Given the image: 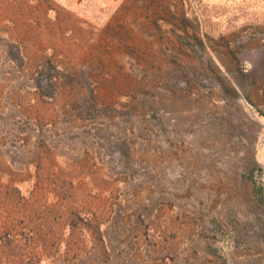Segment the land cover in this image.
I'll return each mask as SVG.
<instances>
[{
    "label": "rangeland",
    "instance_id": "obj_1",
    "mask_svg": "<svg viewBox=\"0 0 264 264\" xmlns=\"http://www.w3.org/2000/svg\"><path fill=\"white\" fill-rule=\"evenodd\" d=\"M264 9L0 0V264H264Z\"/></svg>",
    "mask_w": 264,
    "mask_h": 264
},
{
    "label": "crops",
    "instance_id": "obj_2",
    "mask_svg": "<svg viewBox=\"0 0 264 264\" xmlns=\"http://www.w3.org/2000/svg\"><path fill=\"white\" fill-rule=\"evenodd\" d=\"M247 2H251V4L259 6L264 9V0H246Z\"/></svg>",
    "mask_w": 264,
    "mask_h": 264
},
{
    "label": "built area",
    "instance_id": "obj_3",
    "mask_svg": "<svg viewBox=\"0 0 264 264\" xmlns=\"http://www.w3.org/2000/svg\"><path fill=\"white\" fill-rule=\"evenodd\" d=\"M261 146L264 149V131H263V134H262Z\"/></svg>",
    "mask_w": 264,
    "mask_h": 264
}]
</instances>
